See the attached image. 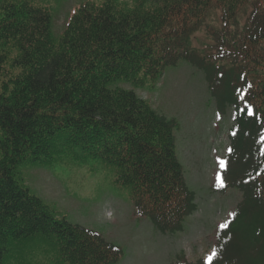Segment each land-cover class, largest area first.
I'll return each mask as SVG.
<instances>
[{"label": "trees", "instance_id": "1", "mask_svg": "<svg viewBox=\"0 0 264 264\" xmlns=\"http://www.w3.org/2000/svg\"><path fill=\"white\" fill-rule=\"evenodd\" d=\"M33 1L0 0V264H26L31 255L10 249L22 239L65 264H118L124 254L58 218L18 177L20 166H106L137 216L162 234L183 230L197 204L176 155L179 125L135 92L181 61L205 74L216 114L232 113L212 191L234 189L241 200L205 258L173 264H207L213 250L210 264H264V0L86 1L58 41L49 8ZM200 32L209 45L199 50Z\"/></svg>", "mask_w": 264, "mask_h": 264}, {"label": "rangeland", "instance_id": "2", "mask_svg": "<svg viewBox=\"0 0 264 264\" xmlns=\"http://www.w3.org/2000/svg\"><path fill=\"white\" fill-rule=\"evenodd\" d=\"M86 1L93 0L33 2L49 8L53 36L58 41L69 16ZM130 2L126 1L128 5ZM207 45L204 33L193 38V46L199 50ZM5 67L9 68L8 63ZM2 79L6 77L0 76V93ZM116 86L135 90L130 83ZM135 92L153 110L179 125L174 133L176 155L197 204L196 212L185 220L181 232L159 233L148 219L138 217L128 188L118 185L114 173L106 166L94 162L77 166L65 159L50 167L20 166L18 177L32 194L51 206L58 218L94 231L121 247L124 254L118 264H173L182 256L196 262L213 249L216 228L228 219L241 200L240 192L234 189L224 193L212 191L219 161L229 146L232 113L227 112L223 117L216 114L205 74L184 61L167 67L154 83L148 81ZM25 241L14 240L10 249L15 250V256L31 255L24 260L26 264H36L33 260L36 256L39 264H65L57 262L50 246L35 242L24 247ZM42 255L52 260L48 262Z\"/></svg>", "mask_w": 264, "mask_h": 264}, {"label": "snow or ice", "instance_id": "3", "mask_svg": "<svg viewBox=\"0 0 264 264\" xmlns=\"http://www.w3.org/2000/svg\"><path fill=\"white\" fill-rule=\"evenodd\" d=\"M249 87H251V85H249ZM249 115H252L251 109L249 108ZM218 182H219V178H218ZM231 216H234L235 213H230ZM221 229L227 227V224H222ZM216 256V252L215 250L212 251V253L207 257V264H210V262L212 261V259Z\"/></svg>", "mask_w": 264, "mask_h": 264}]
</instances>
